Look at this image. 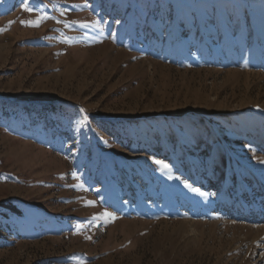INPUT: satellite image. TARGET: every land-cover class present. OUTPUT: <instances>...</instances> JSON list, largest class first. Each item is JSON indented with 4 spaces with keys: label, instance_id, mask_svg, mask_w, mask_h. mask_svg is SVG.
<instances>
[{
    "label": "rangeland",
    "instance_id": "1",
    "mask_svg": "<svg viewBox=\"0 0 264 264\" xmlns=\"http://www.w3.org/2000/svg\"><path fill=\"white\" fill-rule=\"evenodd\" d=\"M0 264H264V0H0Z\"/></svg>",
    "mask_w": 264,
    "mask_h": 264
},
{
    "label": "snow or ice",
    "instance_id": "2",
    "mask_svg": "<svg viewBox=\"0 0 264 264\" xmlns=\"http://www.w3.org/2000/svg\"><path fill=\"white\" fill-rule=\"evenodd\" d=\"M26 10H27V11H32L31 8H26ZM42 19H44V18H41V21H42ZM41 21H36V22H26V23H28L29 26L38 27V26H39V23H40ZM157 163H162V162L157 161ZM164 167H167V165H164ZM88 203H89L90 205H91V204H94V202H91V201H89ZM104 216H105V217H110L111 214H110V213H104Z\"/></svg>",
    "mask_w": 264,
    "mask_h": 264
}]
</instances>
